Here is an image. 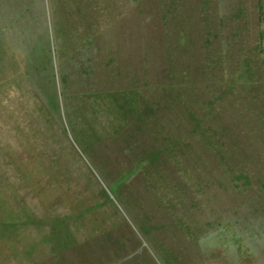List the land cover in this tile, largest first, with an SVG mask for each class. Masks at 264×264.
<instances>
[{"label":"rangeland","instance_id":"1","mask_svg":"<svg viewBox=\"0 0 264 264\" xmlns=\"http://www.w3.org/2000/svg\"><path fill=\"white\" fill-rule=\"evenodd\" d=\"M0 264H264V0H0Z\"/></svg>","mask_w":264,"mask_h":264}]
</instances>
